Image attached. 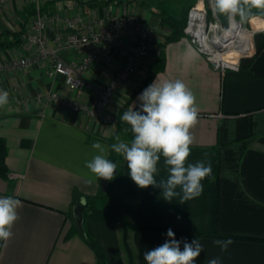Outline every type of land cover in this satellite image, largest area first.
Instances as JSON below:
<instances>
[{"label": "crops", "instance_id": "crops-1", "mask_svg": "<svg viewBox=\"0 0 264 264\" xmlns=\"http://www.w3.org/2000/svg\"><path fill=\"white\" fill-rule=\"evenodd\" d=\"M37 8L88 22L108 15H140L157 26L152 45L171 34L163 16L136 0H11L0 7V43H5L0 47V61L34 55L22 42L9 44L14 34L24 31ZM59 32L65 33L63 26H52L47 36ZM119 38L135 52L130 29L121 31ZM82 54L67 50L62 57L73 62ZM161 54L165 67L152 82L181 80L196 97L198 123L191 129L194 143L188 162L205 159L206 153L212 168L202 181L200 197L185 204L169 203L162 198V189L139 188L120 156L122 178L114 186L112 202L134 230L87 222L84 228L93 244L72 233L73 208L100 192L99 179L84 166L95 154L91 145L97 141L110 145L117 135L131 142L130 126L120 117L132 106L138 110V96L152 82L138 88L155 60L137 61L132 77L116 95V108L109 111L115 117L114 126L39 104L34 97L56 92L94 105L96 89L123 66L124 57L117 49L103 47L86 76L89 88L79 92L70 91L59 78L50 80L47 62L37 60L26 70L0 74V89L9 92L8 104L0 108V137L7 148L8 169V177L0 179V197L22 202L12 238L0 246V264H102L101 257L105 264H146L144 253L163 244L169 228L177 240L202 242L204 252L194 264H205L216 256L221 264H264V79L244 68L221 77L184 37L168 43ZM158 169L157 179L166 177L163 157ZM229 237L234 243L224 253L212 243Z\"/></svg>", "mask_w": 264, "mask_h": 264}, {"label": "clouds", "instance_id": "clouds-1", "mask_svg": "<svg viewBox=\"0 0 264 264\" xmlns=\"http://www.w3.org/2000/svg\"><path fill=\"white\" fill-rule=\"evenodd\" d=\"M218 14L230 21L239 17L240 23L255 19L253 10L264 14V0H210ZM139 108L124 111L120 120L130 126L131 142L115 136V143L105 145L99 141L91 147L94 155L85 161V168L98 179L111 181L117 164L108 158L110 152L122 156L127 163L131 180L141 189L149 186L162 189V198L180 204L194 200L203 192V184L212 173L211 162L205 159L189 163L194 137L191 129L198 123L196 97L181 80H154L138 96ZM9 102V92L0 89V108ZM164 158L167 175L157 179L158 163ZM21 200L0 197V246H6L12 238V228L19 219ZM179 219V217H178ZM165 242L144 253L146 264H194L204 252L202 242L194 238L177 240L171 228ZM221 253L234 241L229 237L212 241ZM181 244L183 249L181 250ZM205 264H221L220 256L206 260Z\"/></svg>", "mask_w": 264, "mask_h": 264}, {"label": "built area", "instance_id": "built-area-1", "mask_svg": "<svg viewBox=\"0 0 264 264\" xmlns=\"http://www.w3.org/2000/svg\"><path fill=\"white\" fill-rule=\"evenodd\" d=\"M10 1L0 0V7ZM232 21L240 33L250 34V50H244V47L238 46L239 44L232 40L225 41L228 29L222 28L216 20L215 8L210 0H197L187 10L183 29L184 38L221 77L229 71L239 72L242 60L252 58L255 54L253 33L244 28L236 17ZM230 22L229 20V25ZM57 25L63 26L65 33L59 32L51 38L48 37L47 30ZM125 29L133 32L134 53L119 38V34ZM263 30L258 27V33ZM156 32L157 26L148 23L140 15H108L105 19L88 22L80 16L62 18L57 14L43 13L37 8L21 36L22 43L32 50L34 55L14 61H0V74L20 72L30 68L37 60L46 61V76L50 80L59 78L70 91L79 92L89 88L86 76L98 62L103 47H114L124 57L123 66L103 87L96 89L98 99L94 105L90 106L56 92L38 93L34 97L39 104L54 105L71 114L83 115L99 124L114 126L115 117L109 115V111L116 108V95L132 77L137 61L149 58L156 61L161 54L159 44L151 43ZM67 50L81 51V59L73 62L64 60L62 53ZM229 51L231 52L228 53ZM229 54L231 56H228Z\"/></svg>", "mask_w": 264, "mask_h": 264}, {"label": "trees", "instance_id": "trees-1", "mask_svg": "<svg viewBox=\"0 0 264 264\" xmlns=\"http://www.w3.org/2000/svg\"><path fill=\"white\" fill-rule=\"evenodd\" d=\"M186 14H182L181 17L175 18L172 16L163 17V23L171 30V34L166 37L162 42H160L159 47L161 52L165 48L168 43L176 42L183 36V29L185 27L186 22ZM209 18L211 16L209 14ZM238 18V16H237ZM254 28H252L253 33L258 31V24H253ZM262 27V26H260ZM23 31L14 34V38L9 45H18L21 40V36ZM248 41H244L242 44L244 46H248ZM5 45V43H0V47ZM254 45H255V54L252 58L242 60L241 68L248 69L251 71L256 78L264 79V32H260L254 35ZM165 63L163 60L162 54H160L159 58L154 62L153 65L150 66L148 76L144 79L142 85L138 89H142L148 86L154 77L164 70ZM117 131L119 129L117 128ZM89 142V141H88ZM110 145L115 143V139L109 140ZM6 153L7 148L5 145V141L0 137V179H6L8 177V169L6 166ZM109 159H111L114 163L117 164V174L116 176L109 181L108 188L106 191H102L100 188V192L97 196L93 198H87L85 203H79L83 207V229H80L78 226L73 224L72 230L77 232L82 238L88 242V244H93L92 239L90 238L89 232L84 228V224L87 222H96V223H104L112 227H125L128 230H134L133 226L130 222L124 217V215L114 206L112 202V196L114 192L115 184L122 178V158L114 153L110 152ZM218 173V158L216 159V168L214 170V177L217 178ZM100 182V179H99ZM101 257V255L99 256ZM104 261L105 258L101 257Z\"/></svg>", "mask_w": 264, "mask_h": 264}, {"label": "rangeland", "instance_id": "rangeland-1", "mask_svg": "<svg viewBox=\"0 0 264 264\" xmlns=\"http://www.w3.org/2000/svg\"><path fill=\"white\" fill-rule=\"evenodd\" d=\"M137 2H141L145 4L146 6H149L152 8V10L161 16H176L181 17L182 14L187 12V10L195 4L196 0H136ZM194 3V4H193ZM253 13L255 15V19H251L245 23H241L244 28H246L248 31H251L253 33V24H258V22L263 21L264 22V14H262L259 10H253ZM180 14V15H179ZM236 20L239 21V17H236ZM254 21L252 24L251 22ZM263 24V23H262ZM260 27V26H259ZM262 28L264 29V26L262 25ZM257 32H254L253 35L257 34ZM241 41H248V46L251 49V37L250 34H246ZM247 45L244 47H248ZM245 49V48H244ZM102 264H105V260L102 261Z\"/></svg>", "mask_w": 264, "mask_h": 264}, {"label": "water", "instance_id": "water-1", "mask_svg": "<svg viewBox=\"0 0 264 264\" xmlns=\"http://www.w3.org/2000/svg\"><path fill=\"white\" fill-rule=\"evenodd\" d=\"M215 18L219 22V24L221 25L222 28L228 29L229 19L225 15L218 14L217 11L215 10ZM116 174H117V170L114 173V177L116 176ZM108 184H109L108 180L100 179L99 185H100V188L102 191L107 190ZM82 211H83V207L81 204H78L73 208L74 222L76 223V225L80 229H83V213H82Z\"/></svg>", "mask_w": 264, "mask_h": 264}, {"label": "bare ground", "instance_id": "bare-ground-1", "mask_svg": "<svg viewBox=\"0 0 264 264\" xmlns=\"http://www.w3.org/2000/svg\"><path fill=\"white\" fill-rule=\"evenodd\" d=\"M254 21L251 22V24L253 23ZM263 23V24H262ZM264 26V22L263 21H260L258 22V27L259 26ZM254 28V27H253ZM227 35H226V39L225 41H234V43L236 44H239L238 46H242L244 47V45L242 44L243 41H241L243 39V37L246 35L245 33H240V31L238 30V28L236 27V25L234 24L233 21L230 22V25H229V28L227 30ZM233 43H231L232 45ZM245 49L244 50H250V47H244ZM231 51H229L228 53H230ZM228 56H231V54H229Z\"/></svg>", "mask_w": 264, "mask_h": 264}]
</instances>
